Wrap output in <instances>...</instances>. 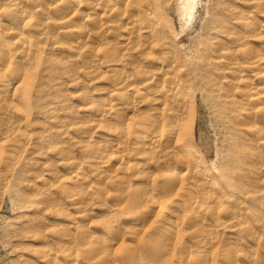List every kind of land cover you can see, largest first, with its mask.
<instances>
[{"label":"bare ground","instance_id":"6f19581e","mask_svg":"<svg viewBox=\"0 0 264 264\" xmlns=\"http://www.w3.org/2000/svg\"><path fill=\"white\" fill-rule=\"evenodd\" d=\"M176 1L191 22L201 0H0V195L10 174L20 178L40 101L57 97L41 86H81L83 73L104 81L97 91L117 93L107 104L114 122L83 148L98 181L88 192L104 215L93 220L82 207L87 192L63 187L80 222L56 231L58 251L37 249L39 263L263 264L240 243L244 232L256 241L249 224L261 220L230 208L246 199L258 207L249 180L264 169V0H211L207 34L191 56L171 34ZM196 84L245 142L230 145L216 184L191 133ZM85 105L88 118L99 117L100 104ZM70 109L56 105L51 117L61 123ZM69 122L61 135L75 126ZM43 199L54 220L68 221Z\"/></svg>","mask_w":264,"mask_h":264},{"label":"rangeland","instance_id":"374dc122","mask_svg":"<svg viewBox=\"0 0 264 264\" xmlns=\"http://www.w3.org/2000/svg\"><path fill=\"white\" fill-rule=\"evenodd\" d=\"M210 1L201 0L194 18L189 23L185 22L183 15H180L177 1L169 12L171 34L180 35L178 36L179 48L187 56L195 53L201 38L207 34L206 22L211 17V14L207 13ZM54 53L67 54L62 51ZM78 65L80 66V62ZM97 71L98 74L102 72L101 69ZM79 77L78 82L82 84L81 86H76L75 83L66 85L57 81L48 87L41 86L44 92L50 95L56 93L57 97L55 99L45 97L40 101V108L35 111L37 119L32 129L33 137L27 145L22 160L23 167H21L20 178L18 179L16 174H10L8 185L0 195V264H24L26 260H29L30 264H44L38 262L40 259L37 258V253L35 254L37 249L40 248L43 251L48 249L58 251L60 249L55 237L56 231L62 226H74L73 222H80L75 218L78 215L77 208L63 195L65 194L62 192L63 187L68 186L72 194L75 191L87 192V196L82 200V207H87L88 215L93 220H99V217L104 215L98 212L99 204L96 199L91 198L93 193L88 192L95 187L98 181L93 175L92 169L88 167V159L85 158L86 153L83 152V148L91 145L97 139L101 125L114 122L112 119L115 117L113 114L115 106L111 107L107 104L114 103L117 93L114 88L97 91L96 87L100 86L104 82L103 80L91 81L93 79L84 76L83 73ZM200 84L191 86L194 91L191 97L196 99V107L192 111L196 121L191 133L196 136V141L201 146L200 151L205 155V160L216 169L211 170V179L216 184L222 176L221 172L217 170L220 167V161L228 153L232 143L243 142V139L232 125L220 116L206 97V92L201 90ZM39 89L40 87H36L37 94ZM98 92L108 93L104 102L94 98ZM62 95L67 99L65 104L59 103L63 98ZM32 99L36 103L39 97L33 94ZM91 101L101 105L99 114L102 113L105 116L88 118L89 114L86 113L88 110H86L85 104ZM66 104L71 109L65 116H63V111L60 112L63 116L62 122L54 121V118L51 117L53 108L56 105L64 106ZM96 118H100V122L92 121ZM66 121L74 123L75 126L67 127L65 130L67 133L61 135L60 131L65 128L63 126L66 125ZM60 126L62 127L60 128ZM39 130L41 131L39 132ZM40 135L44 137L43 142L42 139H38ZM73 161H76V164H73ZM73 172L80 173L81 179L73 178ZM44 180L47 181L45 187L42 186ZM249 183L253 184L252 190L256 192L254 194L256 198L258 197V201L254 202L258 207L253 206L250 199H246L241 200L242 205H234L230 210L240 215L246 213L249 216L255 215L261 220L260 223H257L253 218L249 224L256 241L254 242L250 239L251 236L244 232L240 237V243L244 241L241 247L244 251L256 252V258L263 257L264 264L263 249H260L259 246V243H264V169L254 177L252 175ZM44 196L52 199L51 204L55 209L70 215L68 221H58L51 217L52 212L47 208L50 203L43 201ZM110 200L111 198H108V204H112L109 203ZM94 215H97L96 218L93 217ZM58 259L62 260L61 257ZM80 264H84L83 261Z\"/></svg>","mask_w":264,"mask_h":264}]
</instances>
